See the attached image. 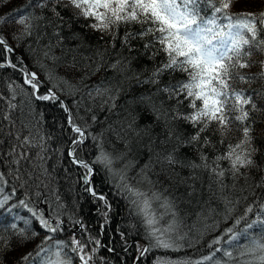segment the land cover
I'll list each match as a JSON object with an SVG mask.
<instances>
[{
	"label": "trees",
	"instance_id": "1",
	"mask_svg": "<svg viewBox=\"0 0 264 264\" xmlns=\"http://www.w3.org/2000/svg\"><path fill=\"white\" fill-rule=\"evenodd\" d=\"M38 2L40 0H31V4L29 0H0V18L11 17L13 13L19 15L21 9L37 18L33 21L34 27L30 36H23L17 40L15 36L19 35L22 29L15 23L0 25V35L15 50L10 57L12 62L16 63L18 59H22L23 65L28 70L36 72L39 79L43 81L41 93L56 85L53 91L59 97L55 103L30 99L28 93L31 89L23 84L22 73L11 68L0 69V174H3L6 181V183L0 182V201H3L5 196L10 197L3 207H0V221H3L0 228H9L11 232L10 224L16 223L17 228L27 227L39 233L26 247L10 251L9 262L33 251L45 235L39 221L32 216L29 208L41 212L45 218L58 215L62 219L63 231L57 233L55 239L68 242L67 250L69 251L71 237L81 223L79 234L75 233L77 238L87 242L88 237L92 236L99 239L103 245L96 254L95 264H156L157 258L199 259L210 254L212 249L208 247V244L213 239L223 236L225 229L233 227L235 220L249 205L253 206L254 212L249 214L248 219H254L258 212V203H264V187H247L242 178L235 181L233 186V179L226 173L223 182L227 187L223 190V194L233 201H238L234 204L233 210L228 213L225 202L220 198L222 193L214 182L215 178L208 172L194 171L180 165L169 166L157 157V153L160 157L165 154V146L159 144V139L163 138L158 135L161 132L160 127L153 130L154 135L158 137L156 141L158 144H152L151 150L148 137L141 140L134 138L126 131L127 124L132 118L130 113L138 115L137 127L153 123V117L147 114L143 106L130 104L129 101L141 94L154 92L155 87L147 84L140 85L135 80H125V77H131L135 73L140 74L141 79L146 78L163 59V55H158L154 61L150 59V52H146L143 48L145 40H133L131 51L121 46L119 38L113 47L110 37L102 38L101 33L86 27L91 23L90 20L73 19L71 10L60 9L65 17V23L57 27L58 21L50 11L34 7ZM3 10H6L5 14ZM261 10H264V0H236L230 11L239 13ZM139 27V25H132L130 30L138 31ZM56 32H59L63 39L58 40ZM73 33H77L80 38L72 39ZM123 34L124 29L121 28L120 37ZM46 51L49 52L48 57L44 55ZM98 53L102 54V60ZM6 55L0 49V61H3ZM53 56L56 57L55 60L51 59ZM117 60L127 64L125 72L119 73L109 67ZM262 60H264V54H254L252 57L254 66L242 71L248 75L258 73ZM97 63H100L102 67L93 75L92 72ZM41 64L45 68H41ZM72 64H75V67H70ZM48 71L58 78L70 81L77 86L78 90L67 88L59 80L49 82ZM184 78V75L179 72L171 75L166 73L161 78V85L169 82L176 83ZM101 80L113 85L124 81L120 96L116 100V107L111 111L108 110L107 105L101 108L100 101L94 100L87 94L92 86ZM262 83L264 82L257 80L251 85L237 83L235 87L250 91L260 88ZM13 90L16 93L15 99H12ZM155 99L157 104L163 101L166 108L175 104L174 100H167L163 94ZM60 101L69 107L75 124L86 128V139L83 144L72 143L73 139L78 137L71 131L68 114L60 106ZM9 102L16 107L10 109ZM258 103H260L259 100ZM186 105L187 101L180 106L182 111H190ZM93 115L97 117L95 122L92 120ZM5 116H8V119H4ZM253 116L256 117L252 132L255 137L254 143L260 148V154L264 155V113H253ZM177 126L178 130L185 135L194 132L189 124L177 122ZM203 135L209 136L218 150V152L213 151L211 147L203 149L211 159L218 153L225 152L229 143L235 144L240 139L241 132L233 126V130L224 138L223 144L220 143L222 137L216 131L215 125ZM93 136L101 137L104 150L113 156L125 151V141L131 140V150L127 152L125 160L117 161L113 168L119 170L126 162L131 161L132 166L127 170V174L132 178L131 182L135 183V180L140 178V170L148 165L149 167L145 170L147 176L157 182L159 189H167L168 193L176 199L177 218L181 222L180 231L181 234H186V239L180 241L184 244L180 251L153 249L140 260L135 259L138 253L137 244L142 246L136 242L142 240L148 244L145 228L140 217L131 210L128 200L119 194V189L116 187L119 183L118 178L113 177L102 165L92 164L99 154ZM40 137H43L42 141ZM25 138L33 143L25 145L23 143ZM40 143L43 144V151L39 146ZM72 145V150L75 149L74 157L88 162L93 167L90 186L97 189L98 194L105 195L111 205L107 221L103 215L104 202L94 201L86 193V187L89 186L84 184L86 170L73 163L68 155L69 147ZM179 155L185 161L199 162L198 152L194 147L182 148ZM259 158L258 155L257 159ZM221 166L227 168V161H222ZM252 175L254 179L249 183L259 181V173ZM138 187L146 190L148 185L143 184ZM21 200L25 201L28 208L19 204ZM41 202L44 203V207ZM25 221L30 223L25 225ZM238 227L242 229L244 222ZM250 234H255L257 237L264 235V226H255L250 230ZM189 240L196 242L188 246ZM247 242V237L242 235L238 242H234L237 245L235 248L228 244H223V248L232 250L234 258H239L240 250ZM109 248L113 250L108 251ZM69 254L73 258V263L79 264L75 254L71 251ZM217 257L223 258L222 253H217ZM36 264H39V258ZM228 264H234V261H229Z\"/></svg>",
	"mask_w": 264,
	"mask_h": 264
},
{
	"label": "snow or ice",
	"instance_id": "2",
	"mask_svg": "<svg viewBox=\"0 0 264 264\" xmlns=\"http://www.w3.org/2000/svg\"><path fill=\"white\" fill-rule=\"evenodd\" d=\"M235 2L236 0H40L34 5L41 10L50 11L58 21L57 27L65 23V17L60 9L71 10L73 19L90 20L91 23L86 27L101 33L102 38L110 37L113 47L119 38L121 46L131 51L133 40H145L143 48L146 52H150V59L154 61L158 55H163V59L146 78L141 79V75L135 73L131 77H125V80H135L137 84L155 87L154 92L141 94L129 101L130 104L143 106L147 114L153 117V123L137 127L138 115L130 113L132 118L127 124L126 131L134 138L141 140L148 137L151 150V145L155 144L158 138L153 130L160 127L161 132L158 135L163 138L159 139V144L165 146V154L160 157L157 153V157L169 166L180 165L194 171L208 172L215 178L214 182L222 193L220 198L225 202L228 213L233 210L234 204L238 201H233L223 194V190L227 187L223 182L226 173L233 179V186L235 181L242 178L247 187H264V155L260 154V148L255 145V137L252 135L253 126L256 123L253 113H264V83L260 88L250 91L235 87L237 83L251 85L257 80L264 82V60L260 61L258 73L248 75L242 71L254 66L252 62L254 54H264V10L233 13L230 10ZM29 3L31 4V0ZM35 19L37 18L31 13H25L21 9L19 15L13 13L11 17L0 18V25L9 23L19 25L22 32L15 38L20 40L23 36L32 34ZM132 25H139V30L131 31ZM68 26L70 27L71 24L69 23ZM121 28L124 29L122 37H120ZM55 35L58 40L63 39L59 32ZM71 38L79 39L80 37L77 33H73ZM0 49L7 54L4 60L0 61V69L11 68L21 72L23 84L31 89L28 93L30 99L53 103L59 100L53 91L56 85L41 93L40 89L44 85L37 73L29 71L23 65L22 59H18L16 63L12 62L10 57L15 50L9 46L2 35H0ZM44 55L48 57L49 52L46 51ZM98 55L102 60V54L98 53ZM51 59L55 60L56 57L53 56ZM40 67L45 68L43 64ZM70 67H75V64ZM101 67L102 65L97 63L92 74L99 72ZM109 67L119 73L127 70V64L121 60H117ZM177 72L182 73L185 78L176 83L169 82L161 85V78L166 73L171 75ZM47 79L49 82L59 80L67 88L78 90L76 85L54 76L50 71L47 72ZM123 82L113 85L101 80L93 85L87 94L94 100L98 99L101 108L107 105L108 110L111 111L116 107V100L122 91ZM161 94L169 101L174 100L175 104L168 108L164 107L163 101L157 104L155 98ZM15 95L13 90L12 99H15ZM185 101L190 111L181 110L180 106ZM60 106L64 112L69 113L68 124L71 125V131L78 137L74 138L72 143L83 144L86 139V128L75 124L63 101H60ZM8 107L13 109L16 105L9 102ZM4 119H8V116ZM96 119L97 117L93 115V122ZM177 122L191 125L194 132L183 134L178 130ZM213 125L222 137L221 144L233 130V126L241 132V137L235 144L229 143L225 152L218 153L210 159L203 149L211 147L213 151L218 152V150L210 137L203 134L209 132ZM92 138L99 149V154L92 164L102 165L113 177L118 178L119 183L116 187L119 189V194L128 200L131 210L140 217L145 228L148 244L143 247L137 244L140 256H145L153 249L180 251L184 247L180 241L186 239V234H181L180 231L181 222L177 218L176 199L168 193L167 189H159L157 182L147 176L145 170L149 167L148 165L140 170V178L135 180V183L131 182L132 178L127 174V170L132 166L131 161L126 162L119 170L113 168L114 163L125 160L127 152L131 150L132 141H125V151L113 156L104 150L101 137L93 136ZM40 140L42 141L43 137H40ZM23 143L31 145L33 142L25 138ZM39 146L43 151V144L40 143ZM184 147H194L197 150L198 163L181 159L179 154ZM69 155L74 156L75 149ZM258 155L259 159H257ZM222 161H227V168L221 166ZM73 163L86 170L84 184L90 185L93 174L92 165L75 158ZM253 173H259L260 179L249 183L254 179ZM0 182L6 183L3 174H0ZM143 184L148 185L146 190L138 187ZM86 190L91 192L94 200L104 202L103 215L107 221L111 205L106 196L98 194L90 187ZM8 199L10 197L5 196L3 201H0V207H3ZM19 204L28 208L24 200L19 201ZM257 206L258 212L254 219H248L249 214L254 212L253 206L249 205L235 220L233 227L225 229L223 236L213 239L208 244V247L212 249L210 254L199 259L157 258L156 264H228L229 261H234V264H264V235L257 237L255 234H250V230L255 226H264V215H262L264 203H258ZM28 210L44 230L43 239L33 251L9 262L10 251L26 247L39 233L27 227L17 228L16 223L10 224L11 232L9 228H0V264H36L37 258H39V264H73V258L65 251L69 249V243L55 239L56 234L63 231L62 219L58 215L45 218L41 212L32 208ZM98 211L101 210L98 209ZM76 222L79 223V221ZM242 222L244 227L241 229L238 226ZM28 223L30 221H25V225ZM2 224L3 221H0V225ZM101 227L103 228V225ZM242 235L247 237L248 242L242 246L239 258H234L233 251L223 248V244L232 245L235 248L237 245L234 242H238ZM195 242V240H189L188 246H192ZM89 245L92 246L89 247ZM101 247H103L101 241L95 237L89 236L87 242L78 239L75 234L71 237L70 251L78 258L79 264H95L96 254ZM112 250L108 249V251ZM217 253H222V257L226 259L217 257Z\"/></svg>",
	"mask_w": 264,
	"mask_h": 264
},
{
	"label": "bare ground",
	"instance_id": "3",
	"mask_svg": "<svg viewBox=\"0 0 264 264\" xmlns=\"http://www.w3.org/2000/svg\"><path fill=\"white\" fill-rule=\"evenodd\" d=\"M6 4H7V3H6ZM7 7H8V6H7ZM2 9H3V8H2ZM12 9H13V8H12ZM15 9H16V8H15ZM17 10H18V9H17ZM3 11H4V10H3ZM5 11H6V10H5ZM5 11H4V14H5ZM7 11H8V10H7ZM13 11H14V10H13ZM13 11H12V12H13ZM19 11H20V10H19ZM8 16H9V15H8ZM4 18H5V16H4ZM29 71H31V70H29ZM56 95H57V94H56ZM67 108L69 109L68 106H67ZM66 114L69 115V113H66ZM69 135H70V134H69ZM156 144H158V143H156ZM72 147H73V145L69 147L68 155H69V153L71 152ZM118 153H119V152H118ZM69 156H70V155H69ZM70 157H71V158H75L74 156H70ZM71 158H70V159H71ZM75 159H76V158H75ZM95 171H96V170H95ZM95 177H96V176H95ZM81 178H82V177H81ZM91 178H93V175L91 176ZM91 178H90V179H91ZM94 179H95V178H94ZM90 183H91V182H90ZM91 184H92V183H91ZM91 184H90V185H91ZM90 185L87 186V187H88V188H89V187L92 188V186H90ZM84 187H86V186H84ZM87 187H86V188H87ZM92 189H93V188H92ZM93 190H95V191L97 192V189L94 188ZM86 193H87L88 196L91 197L90 199L94 200V198L92 197L90 191H87V190H86ZM94 201H96V200H94ZM97 201H98V200H97ZM42 205H43V207H44V203H43ZM46 215H47V214H46ZM81 227H82V224L80 223V224H79V227H77V228L75 229V233H76V234H79V231H80L79 229H81ZM75 233H74V234H75ZM80 235H81V234H80ZM136 243H140V244H142V246H147V243L144 242V241H142V240H138ZM66 252H67V251H66ZM69 253H70V251H69ZM69 253H68V255L70 256ZM140 258H141V256H140V253H139V251H138L137 256H136L135 259H136V260H140Z\"/></svg>",
	"mask_w": 264,
	"mask_h": 264
},
{
	"label": "rangeland",
	"instance_id": "4",
	"mask_svg": "<svg viewBox=\"0 0 264 264\" xmlns=\"http://www.w3.org/2000/svg\"><path fill=\"white\" fill-rule=\"evenodd\" d=\"M0 193H1V191H0ZM42 204H43V202H41ZM66 251H69V250H67V249H65ZM69 252H67V254H68ZM74 264V263H73Z\"/></svg>",
	"mask_w": 264,
	"mask_h": 264
},
{
	"label": "water",
	"instance_id": "5",
	"mask_svg": "<svg viewBox=\"0 0 264 264\" xmlns=\"http://www.w3.org/2000/svg\"><path fill=\"white\" fill-rule=\"evenodd\" d=\"M71 158V157H70ZM74 158H71V160H73Z\"/></svg>",
	"mask_w": 264,
	"mask_h": 264
}]
</instances>
